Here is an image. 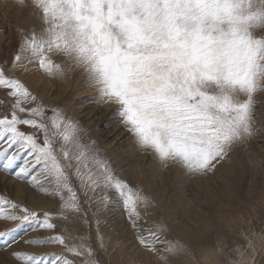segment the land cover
<instances>
[{
    "label": "snow or ice",
    "instance_id": "1",
    "mask_svg": "<svg viewBox=\"0 0 264 264\" xmlns=\"http://www.w3.org/2000/svg\"><path fill=\"white\" fill-rule=\"evenodd\" d=\"M26 9L40 31L17 24L18 47L0 56V222L12 225L0 230V264H256L264 227L241 229L245 243L234 248L225 234L215 247L196 244L170 197L161 200L151 169H177L185 192L192 182L207 187L221 169L235 174L233 153L264 133L255 122L264 0H0V19ZM37 72L49 82L80 75L95 95L79 104L108 106L130 155L151 157L136 169L148 191L117 175L124 158L101 148L74 114L76 103L30 87ZM245 164L264 171V156ZM8 179L27 186L20 202L3 194ZM36 197L54 210L30 207ZM88 212L95 244L75 227L91 228ZM109 212L125 222L127 244L102 229ZM29 232L49 235L25 238ZM52 246L60 250H44Z\"/></svg>",
    "mask_w": 264,
    "mask_h": 264
},
{
    "label": "rangeland",
    "instance_id": "2",
    "mask_svg": "<svg viewBox=\"0 0 264 264\" xmlns=\"http://www.w3.org/2000/svg\"><path fill=\"white\" fill-rule=\"evenodd\" d=\"M28 13L29 10L26 9L23 13L17 11L14 14H9L7 23L0 19V27L5 29L4 33L0 34V56H10L18 47L20 37L15 30L17 24L26 30L35 26L36 31H40L41 24ZM257 35H262V33L258 32ZM54 59L59 62L60 58L54 57ZM27 80L34 91L40 90L42 93L54 92L56 101H66L68 104L76 103L77 107L74 109V114L82 121L84 127L89 129L90 135L99 142L101 148L113 156V158H124L117 167V175L127 179L133 189L143 187L148 191L147 185L143 184L136 169L138 165L151 161V157L130 155L133 148L129 143L128 134L121 126L116 124L109 125L108 123L113 119L110 114V108L107 110L105 106L97 107L90 103L79 104L80 101L95 95L93 91L83 86L79 74L70 75L65 82H49L37 72L28 76ZM256 100L258 106L255 111V122L258 128L264 129V93L257 95ZM85 109H88L89 112L84 117ZM113 132L120 134L123 138L119 140L113 139L111 136ZM233 156L239 162L235 169V174L221 169L217 174L218 179L216 182L207 187H198L195 182L189 184L188 191L185 192V196L190 201L187 210L185 208L181 210L183 209V205L178 190L174 191L175 185L172 184L173 181L170 177L173 175L171 174V169L164 172H159L155 168L151 169L155 173L152 183L161 200L164 203H168V200L164 198L170 197L174 214L190 229L189 235L194 238L195 243L198 245H203L207 248L215 247L219 235L225 234L227 236L226 243L231 248H234L237 244L243 245L245 243L239 235L241 229L247 230L249 227H252L259 232L264 227V171L258 168L254 172L248 169L245 164V161L248 159L255 161L257 165L260 164V157L264 156V133H261L260 138L250 143L247 151L238 150L233 153ZM22 162L23 158L17 163ZM253 180L254 185L250 184ZM4 181L5 177L0 175V189L4 187ZM15 184L20 185L21 183L8 179L6 185L8 190L3 194L16 202H20L23 197L21 194L16 196ZM20 186H22L23 190H27L26 185L21 184ZM250 187H253L254 190L249 191ZM109 195L112 194L109 193ZM29 206L40 211L54 210V206L42 197H36L30 201ZM85 210L87 211V205H85ZM241 216L244 218L243 223L239 221ZM88 219L93 221L91 228L88 224L81 222H78L75 227L78 230V234L91 236V242L95 244L96 228L91 212H88ZM104 219L108 221V225H102V229L109 233H118L119 238L123 239L125 244H127L128 240L131 239V233L120 217V214L118 212H109ZM145 219L148 220L149 224L152 223L150 218L145 217ZM248 220H251V224L247 222ZM9 227H12V225L0 222V230ZM24 227L27 228V226ZM38 234L49 235V233L29 232V236L25 238ZM19 235L24 236L23 229L20 230ZM169 235L176 236V229L173 228ZM113 238L117 237L113 235ZM44 250L52 252L59 251L60 249L52 246ZM256 264H264V252L257 254Z\"/></svg>",
    "mask_w": 264,
    "mask_h": 264
},
{
    "label": "bare ground",
    "instance_id": "3",
    "mask_svg": "<svg viewBox=\"0 0 264 264\" xmlns=\"http://www.w3.org/2000/svg\"><path fill=\"white\" fill-rule=\"evenodd\" d=\"M19 14V13H18ZM35 24H36V22H35ZM63 82H65V81H63ZM105 108L108 110V106H105ZM89 112V110L88 109H85V111H84V117H85V114L86 113H88ZM82 113H83V111H82ZM111 113V112H110ZM85 119V118H84ZM111 136H112V138L113 139H117V140H119V139H121V138H123V136H121L120 134H117V133H115V132H113L112 134H111ZM171 171H172V173L171 174H173V175H171L170 177H171V179H172V181H173V183L172 184H174L175 185V188H174V191L175 190H178V193H179V197H180V200H181V203H182V205H183V209H181V210H184V208H185V210H187V207H188V205H189V203H190V201H189V199L185 196V191H183L180 187H178V184H179V179H178V176H177V172H178V170L177 169H171ZM159 178V177H158ZM1 179H2V177H1ZM5 182V181H4ZM21 185V184H20ZM19 184H15V190H16V196H19L20 194H21V190H23L22 189V186H20ZM172 188V187H171ZM204 188V187H203ZM14 189V188H13ZM145 190H146V188H144ZM147 191V190H146ZM14 192V191H13ZM208 192H209V190H208Z\"/></svg>",
    "mask_w": 264,
    "mask_h": 264
}]
</instances>
